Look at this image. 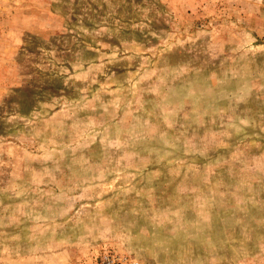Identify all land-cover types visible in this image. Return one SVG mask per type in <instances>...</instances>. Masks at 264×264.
Wrapping results in <instances>:
<instances>
[{
	"label": "rangeland",
	"instance_id": "1",
	"mask_svg": "<svg viewBox=\"0 0 264 264\" xmlns=\"http://www.w3.org/2000/svg\"><path fill=\"white\" fill-rule=\"evenodd\" d=\"M264 264V0H0V264Z\"/></svg>",
	"mask_w": 264,
	"mask_h": 264
},
{
	"label": "built area",
	"instance_id": "2",
	"mask_svg": "<svg viewBox=\"0 0 264 264\" xmlns=\"http://www.w3.org/2000/svg\"><path fill=\"white\" fill-rule=\"evenodd\" d=\"M128 264H138L137 262H129Z\"/></svg>",
	"mask_w": 264,
	"mask_h": 264
}]
</instances>
